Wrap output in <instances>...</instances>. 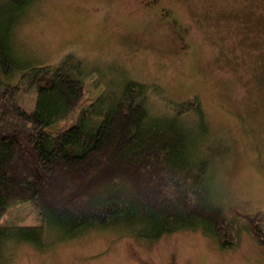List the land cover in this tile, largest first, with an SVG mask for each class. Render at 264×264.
I'll list each match as a JSON object with an SVG mask.
<instances>
[{
	"label": "rangeland",
	"instance_id": "1",
	"mask_svg": "<svg viewBox=\"0 0 264 264\" xmlns=\"http://www.w3.org/2000/svg\"><path fill=\"white\" fill-rule=\"evenodd\" d=\"M0 3V46L19 69L12 82L24 69L55 66L72 55L83 64L89 102L117 93L127 81L156 88L149 105L161 115L198 98L205 118L189 114L183 120L203 136L204 156L218 162L216 196L245 215L264 213V0ZM163 8L177 26L161 15ZM36 98L31 90L20 100L33 111ZM4 221L40 225L30 205L15 207ZM234 224L238 244L232 250L202 229L148 241L114 228L89 230L46 249L1 242L0 264H264V247L245 221Z\"/></svg>",
	"mask_w": 264,
	"mask_h": 264
},
{
	"label": "trees",
	"instance_id": "2",
	"mask_svg": "<svg viewBox=\"0 0 264 264\" xmlns=\"http://www.w3.org/2000/svg\"><path fill=\"white\" fill-rule=\"evenodd\" d=\"M17 1L28 6L36 0ZM82 68L66 56L55 66L24 69L15 83L19 69L0 46V244L15 240L46 249L114 228L154 241L202 229L232 250L238 244L234 220L242 218L264 247V213H240L214 192L218 162L204 156L203 136L183 120L205 118L198 98L161 115L149 105L157 89L127 81L117 93L89 102ZM31 90L36 107L28 111L20 98ZM25 205L40 225L5 224L12 209Z\"/></svg>",
	"mask_w": 264,
	"mask_h": 264
},
{
	"label": "flooded vegetation",
	"instance_id": "3",
	"mask_svg": "<svg viewBox=\"0 0 264 264\" xmlns=\"http://www.w3.org/2000/svg\"><path fill=\"white\" fill-rule=\"evenodd\" d=\"M157 2H158V0H153V3H157ZM162 10H163V13L161 15H163V17L165 19H170V22H171L172 25L177 26V24H178L177 20L174 18V16H172V12L170 10L168 11V10H166L164 8ZM181 29H182V27H181ZM180 37H182V36H180Z\"/></svg>",
	"mask_w": 264,
	"mask_h": 264
}]
</instances>
